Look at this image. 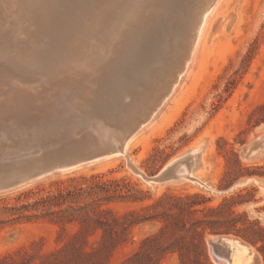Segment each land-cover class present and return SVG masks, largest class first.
Here are the masks:
<instances>
[{
  "label": "rangeland",
  "instance_id": "obj_1",
  "mask_svg": "<svg viewBox=\"0 0 264 264\" xmlns=\"http://www.w3.org/2000/svg\"><path fill=\"white\" fill-rule=\"evenodd\" d=\"M151 1L146 0L145 5L152 7L143 13L155 10L154 14L160 17L152 13L155 22L151 20L142 26L137 44L134 42L130 48L138 51L135 73L152 69L151 73L159 76L158 70H154L163 63L166 70L172 67L174 72L186 49L181 27L203 0ZM174 50L180 52L179 57ZM185 72L172 96H168L170 99H166L150 124L136 134L127 154L135 167L149 177L170 161L186 157L199 181L148 182L126 157L115 156L0 193V264H56L72 243L88 252L105 250L104 264H180L178 253L161 254L152 246H143L154 235L161 236L164 247L174 242L170 231L161 232L162 218L170 212L167 201L161 200L167 194L201 196L196 200L200 203L197 208L204 210L186 215L185 219L189 225L195 222L207 228L205 245L213 264H219L209 245L214 236L233 237L249 244L256 264H264V254L258 248L261 242L254 245L227 231V226L215 223L227 220L234 211L245 215L239 226H244L243 222H257L264 227V150L251 159L242 155L247 145L264 136V0H220ZM164 78L157 79L159 88L166 83ZM141 90L140 101L147 103L146 90ZM159 90L152 88L148 92L152 91L154 97ZM97 179L112 181L110 189L120 190V195L111 193L108 198L103 192L98 196L95 192L100 190L95 188V192L66 196L69 190L94 187ZM60 193L67 200L61 207L63 212H59L55 200ZM225 200L235 205L219 212L208 210ZM100 209L107 210V214H99ZM71 213L89 217L84 232L81 220L67 219ZM97 219H117L119 241L115 246L105 249L108 233L96 228Z\"/></svg>",
  "mask_w": 264,
  "mask_h": 264
},
{
  "label": "water",
  "instance_id": "obj_2",
  "mask_svg": "<svg viewBox=\"0 0 264 264\" xmlns=\"http://www.w3.org/2000/svg\"><path fill=\"white\" fill-rule=\"evenodd\" d=\"M218 1L203 0L195 12L202 8L205 14ZM154 15L150 21L155 22ZM203 18L202 15L200 20ZM193 32L195 36L186 42L173 80L155 95L151 104H143L139 99L145 84L141 72H134L139 64L137 56H126L124 69L115 66L109 78L91 80L66 74L54 76L50 82L45 76L41 84L23 86L22 97L8 101L6 94H0V193L125 155L131 139L152 120L187 69L199 35L195 29ZM137 36L132 39L134 42ZM32 131L37 134L34 136ZM263 150L264 136L247 145L242 155L251 159ZM135 170L148 182L198 181L186 157L170 161L151 177ZM229 240L228 236H217L209 241L216 262L233 264ZM251 264H256L254 256Z\"/></svg>",
  "mask_w": 264,
  "mask_h": 264
},
{
  "label": "bare ground",
  "instance_id": "obj_3",
  "mask_svg": "<svg viewBox=\"0 0 264 264\" xmlns=\"http://www.w3.org/2000/svg\"><path fill=\"white\" fill-rule=\"evenodd\" d=\"M218 2L205 14L202 8H199L191 14L190 18L193 20L184 19L186 23L184 26L181 25L184 42L188 43V40L190 41L195 36L193 29L199 34L193 55L187 64V70L194 58L208 19ZM193 3L191 2V4ZM148 7H152V5L146 6L144 0H0V94H6L5 100L8 101L14 97H20L22 95L20 90L23 86L41 84L39 82L45 79V76L49 78L50 82H52V77L66 74L70 76L76 74L82 79L91 80L93 78L98 80L105 77L109 78L116 67L124 69L126 56L138 54L137 49L130 48V46L134 47L135 39H132L141 32V28H144L142 26L152 18L153 14L143 13ZM188 12L191 13L192 11ZM202 15L204 18L201 21ZM176 22H178L177 18ZM182 39L179 40L182 41ZM135 43L137 44V42ZM177 50L181 52L180 49L177 48ZM179 51H176V54ZM164 66H166L164 63L163 65L160 64V66L155 67L154 71L158 70L160 77H166L163 79L166 80V83L171 82L174 78V72L172 69L170 70L172 67L166 70L167 67ZM150 70L140 73L141 80L145 84L143 90H146V95L144 94L146 99L143 100L147 104H151V99L153 100L155 97V94L152 97V91L148 92L149 89H160L158 91L160 92L163 87H167L164 82L163 87L159 88L157 82L159 76L156 73L153 74V71L151 73ZM186 72L184 73L186 74ZM115 79L116 77H114ZM159 82L162 84V81ZM177 83L179 85L180 82ZM178 85L176 84L177 87ZM124 98L126 101L128 100L126 96ZM131 101L133 102V98ZM128 104L132 106L131 102ZM32 132L34 136L37 134L35 131ZM137 135L131 139L128 146ZM123 156L129 160L134 169L139 170L127 152ZM196 158L198 159L199 156ZM36 181L38 180L33 182ZM213 238L217 237L214 236ZM228 246L233 264H251L254 252L249 244L230 237ZM217 263L225 264V261L222 260Z\"/></svg>",
  "mask_w": 264,
  "mask_h": 264
},
{
  "label": "trees",
  "instance_id": "obj_4",
  "mask_svg": "<svg viewBox=\"0 0 264 264\" xmlns=\"http://www.w3.org/2000/svg\"><path fill=\"white\" fill-rule=\"evenodd\" d=\"M112 184V181L97 179L94 187L91 186L87 189L78 188L74 191L69 190L67 191L66 196L68 195L67 197H69L75 193H82L86 191L95 192V188L100 190L95 192L98 196H102L103 192L107 194L106 197L108 198L111 197V193L120 195V190L119 192L118 190H114V192H112L113 190L110 189ZM200 197L201 196L199 194H187L185 196L167 194L164 199H161L162 202L167 201L168 211H170L167 217L162 218L164 225L161 228V232L164 234L165 231H170L174 235V242L164 247L162 245L161 236L158 237L154 235L152 237H148L144 241L143 246H152L156 249V251H158V253L161 254L178 253L180 264H213L207 253L205 245V235L208 231L207 228L202 226V224H197L195 222L189 225L188 221L185 219L186 215H191L194 212L204 210L197 208V205H200V203L196 200ZM61 198L63 200L62 202H59ZM55 200L58 201V204L56 205H58L57 207H60L59 212H63L64 210L61 209V207H63V205L67 202L65 195L60 193ZM234 203L235 202L230 203V201L225 200L219 207H210L208 210H211V212H216L218 210L221 211L227 206L229 208L235 205ZM71 209L73 210V207H71ZM98 213L107 214V210L100 209L98 210ZM244 216L245 215L239 213L235 214V212L232 211V214L227 218V220L223 222L219 220L217 222L215 221V223L227 226V231L235 232L237 235H240L242 238L248 240L254 245L261 242L262 245L258 248L264 254V227L260 226L257 222H243L244 226H239V221H241ZM67 219L70 221L73 219L81 220L84 232V230H86V221L89 217L83 218V216L71 213L67 215ZM96 223V228L103 229L108 233L107 242H109L105 245V249H108L109 245L112 247L115 246L119 241L118 234H116V226L119 224L117 219H114L113 222L97 219ZM200 227H203L202 230H199ZM211 232L216 233L214 229H212ZM64 250L63 257L60 258L56 264H104L103 257L105 256V250L104 252L99 253L96 251L88 252L77 246L76 243L67 245ZM139 254L140 252L137 253V256Z\"/></svg>",
  "mask_w": 264,
  "mask_h": 264
}]
</instances>
